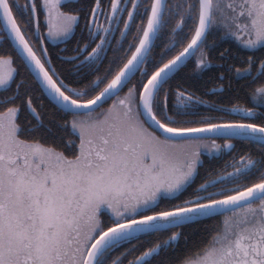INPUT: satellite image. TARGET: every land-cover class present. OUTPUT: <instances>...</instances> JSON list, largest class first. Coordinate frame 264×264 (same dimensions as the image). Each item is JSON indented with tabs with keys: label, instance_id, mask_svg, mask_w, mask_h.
I'll return each mask as SVG.
<instances>
[{
	"label": "snow or ice",
	"instance_id": "1",
	"mask_svg": "<svg viewBox=\"0 0 264 264\" xmlns=\"http://www.w3.org/2000/svg\"><path fill=\"white\" fill-rule=\"evenodd\" d=\"M0 264H264V0H0Z\"/></svg>",
	"mask_w": 264,
	"mask_h": 264
},
{
	"label": "trees",
	"instance_id": "2",
	"mask_svg": "<svg viewBox=\"0 0 264 264\" xmlns=\"http://www.w3.org/2000/svg\"><path fill=\"white\" fill-rule=\"evenodd\" d=\"M196 235H197V233H193V234H192L193 238H195Z\"/></svg>",
	"mask_w": 264,
	"mask_h": 264
}]
</instances>
